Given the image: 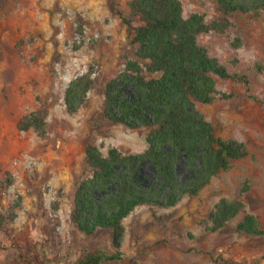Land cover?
<instances>
[{
    "label": "rangeland",
    "instance_id": "374dc122",
    "mask_svg": "<svg viewBox=\"0 0 264 264\" xmlns=\"http://www.w3.org/2000/svg\"><path fill=\"white\" fill-rule=\"evenodd\" d=\"M113 1L129 17V0H0V215H16L0 231V264H78L89 253H115L109 231L87 236L72 220L76 188L91 176L88 144L104 155L112 147L125 154L146 149L148 130L104 117L107 81L135 59ZM181 3L185 18H225L211 0ZM228 19L225 34L202 35L199 44L229 72L246 75L250 93L217 80V90L234 97L197 110L217 136L241 142L248 156L173 209H137L123 223L121 260L108 264H264V236L237 228L253 216L264 230V14ZM89 68L94 88L70 115L65 90ZM40 107L48 112L46 137L18 131V121ZM143 172L152 175L148 164ZM223 199L240 202L243 213L212 232L209 216Z\"/></svg>",
    "mask_w": 264,
    "mask_h": 264
},
{
    "label": "trees",
    "instance_id": "16d2710c",
    "mask_svg": "<svg viewBox=\"0 0 264 264\" xmlns=\"http://www.w3.org/2000/svg\"><path fill=\"white\" fill-rule=\"evenodd\" d=\"M225 17L207 23L201 14L183 16L181 0H129V17L112 2L126 28L135 59L104 87V117L130 130L146 129V149L125 154L110 148L104 155L98 147H85V164L91 176L80 181L74 194L72 220L84 235L109 231L114 254L85 255L78 264H108L121 260L124 221L141 207L173 209L184 198L196 197L213 179L231 169L232 163L248 156L235 139L216 134L213 125L197 110L217 98L228 101L233 94L220 93L217 80L243 85L250 93L251 82L244 74L231 73L199 44L209 33L225 34L235 14H264V0H211ZM93 68L73 79L64 93L67 112L74 115L85 105L94 88ZM255 99L253 96L251 97ZM264 108V101L261 102ZM45 107L23 116L20 132L47 135ZM146 163L152 175L143 172ZM10 182V181H9ZM243 213L240 202L220 200L209 220L217 232ZM15 213L0 215V231ZM238 231L264 236L253 216L238 224Z\"/></svg>",
    "mask_w": 264,
    "mask_h": 264
},
{
    "label": "water",
    "instance_id": "95a60500",
    "mask_svg": "<svg viewBox=\"0 0 264 264\" xmlns=\"http://www.w3.org/2000/svg\"><path fill=\"white\" fill-rule=\"evenodd\" d=\"M147 164V163H146Z\"/></svg>",
    "mask_w": 264,
    "mask_h": 264
}]
</instances>
